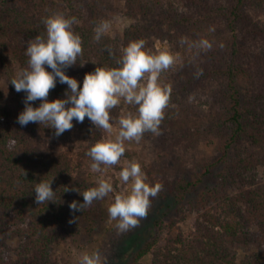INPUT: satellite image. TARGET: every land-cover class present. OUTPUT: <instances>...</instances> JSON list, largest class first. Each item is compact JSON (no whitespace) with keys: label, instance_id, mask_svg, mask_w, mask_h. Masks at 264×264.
Listing matches in <instances>:
<instances>
[{"label":"trees","instance_id":"16d2710c","mask_svg":"<svg viewBox=\"0 0 264 264\" xmlns=\"http://www.w3.org/2000/svg\"><path fill=\"white\" fill-rule=\"evenodd\" d=\"M116 1L0 0V73L10 93L8 101L0 96V264H49L57 239L90 237L97 229L99 200L82 211L69 205L83 203L79 192L94 187L81 164L92 161L86 153L104 130L73 120L57 137L52 128L17 122L27 93L10 82L28 67V41L46 35L43 19L55 13L77 21L72 27L82 55L64 71L79 87L85 61L118 67L121 49L132 41H144L153 54L154 41L166 42L181 54L179 64L162 72L170 100L160 134L143 136L157 158L144 172L152 185L163 186L160 195L187 200L193 230L160 246L146 242L132 264L147 254L149 264H264V184L258 178V168L264 169V0H120L130 24L119 37L103 34L96 41L94 29L115 13ZM201 40L211 48L200 47ZM67 91L57 78L47 99H67ZM119 112L117 106L110 111L111 124ZM201 144L212 147L210 155L194 154ZM205 178L211 185L199 189ZM52 179L54 202L38 205L35 185ZM154 225L163 229L158 219ZM14 238L18 244L10 247Z\"/></svg>","mask_w":264,"mask_h":264},{"label":"clouds","instance_id":"9594fccd","mask_svg":"<svg viewBox=\"0 0 264 264\" xmlns=\"http://www.w3.org/2000/svg\"><path fill=\"white\" fill-rule=\"evenodd\" d=\"M76 22L74 17L66 18L60 13L44 18L46 35H37L28 41L25 52L29 58L28 67L18 70L10 83L17 92L27 93L25 108L17 120L21 126L38 123L54 129L58 137L72 129L73 120L83 123L87 117L95 127L108 133V138L94 143L86 153L93 161L91 171L102 173L104 168L120 163L125 153V141L138 143L146 132L160 134L159 128L169 104L171 87L161 86L159 76L174 64L175 58L167 52L153 54L146 51L142 40L132 41L121 49V56L116 60L118 67H96L94 72L85 74L82 87H79L78 81L64 71L75 65L77 58L82 55V39L72 27ZM109 27L108 21L100 22L94 29V39L99 41ZM200 47L210 49L211 44L201 40ZM45 65L51 69L50 72ZM57 78L61 84L68 86L67 99L49 101L47 97L50 90L56 87ZM37 100L42 102L39 107H33L32 102ZM121 100L136 107V111L121 115L118 120L119 131L113 139L110 135L113 131L110 111ZM119 177L122 184L128 185L119 192L105 179H99L96 187L82 193L73 189L83 196V203L72 201L70 209L82 211L94 201L115 192L113 203L107 209L110 219L118 221L116 227L120 232L138 227L140 220L148 214L150 197L155 198L163 186L159 183L150 186L141 165L135 160L125 162ZM53 179L35 185V201L38 205L54 202L55 191L51 187ZM79 264L104 262L97 250L91 254L84 253Z\"/></svg>","mask_w":264,"mask_h":264},{"label":"rangeland","instance_id":"374dc122","mask_svg":"<svg viewBox=\"0 0 264 264\" xmlns=\"http://www.w3.org/2000/svg\"><path fill=\"white\" fill-rule=\"evenodd\" d=\"M115 6L117 9L115 13L111 14L108 19L104 20L108 21L110 24V27L104 34L110 37H119L123 29H125L131 22L123 14L124 9L122 1L117 0ZM154 46L156 54L167 52L174 56L175 62L172 66L179 64L181 54L174 52L173 48L168 46L166 42L154 41ZM83 65L86 68L87 73L94 72L97 67L92 61H85ZM159 83L161 86L168 85L165 84L167 81L163 73L159 76ZM0 96L5 101H8L10 96L1 73ZM117 107L120 111L118 120L121 115L128 111L135 112L134 106L125 104L123 100H121V103ZM118 120L112 123L113 131L110 135L113 139L119 131ZM82 125L83 128L88 129L93 124L87 117H85ZM108 137L109 134L104 131L102 138ZM124 143L125 153L124 156L121 157L120 163L107 168L101 166L104 168L102 173H94L91 171L90 165L92 161L89 159L83 161L81 164L83 178L94 187L97 186V181L99 179H105L112 183L116 192H119L122 188L128 187V185L122 184L119 177V172L122 170L126 161L135 160L138 162L141 165L142 172L145 174L144 170L149 169L151 162L157 159L151 141L142 138L138 143L136 141H125ZM69 146L74 148V153L77 151L76 143L71 141ZM211 149V146L201 144L198 146L194 154L197 157H206L210 155ZM151 178V175L147 176V182L150 186H154L152 185L154 181ZM258 178L260 183L264 184V169L261 167L258 168ZM211 182L212 180L210 178H205L199 189H204L206 185H211ZM160 192L155 198L150 197L151 203L146 218L141 219L139 226L128 231V234L125 237V232L118 231L116 227L118 221L110 219L107 211L108 207L113 203L115 192L110 193L104 199L99 200L97 208L98 223L94 234L90 237L77 235L72 238L64 236L63 239H57L50 248L49 264H79L80 258L84 253L91 254L97 250L101 254L104 264H132L134 252L146 242H152L155 240L156 246H160L163 245L166 239L175 237L177 233L184 236L188 235L193 230L192 220L195 214L190 213L185 209L187 207V200L175 202L165 193H161L160 195ZM191 198L193 197L191 196ZM156 219L162 222L161 227H163V229H159L157 225H154V220ZM17 244L18 240L16 238L8 241L10 247H15ZM236 252L238 258L243 254L241 248H237ZM139 263L149 264L150 255H145L139 260Z\"/></svg>","mask_w":264,"mask_h":264}]
</instances>
